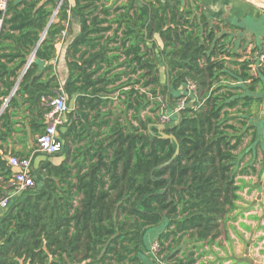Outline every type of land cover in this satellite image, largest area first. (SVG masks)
Returning <instances> with one entry per match:
<instances>
[{
    "label": "trees",
    "instance_id": "1",
    "mask_svg": "<svg viewBox=\"0 0 264 264\" xmlns=\"http://www.w3.org/2000/svg\"><path fill=\"white\" fill-rule=\"evenodd\" d=\"M59 1L9 0L0 30V198L13 189L3 145L18 132L20 111L34 113L36 137L60 89L76 102L73 155L42 161L35 188L0 213V264H163L147 236L165 223L161 253L186 237L201 249L237 209V177L258 174L240 162L263 147L264 119L254 120L264 64L254 74L255 61L233 40L239 27L210 19L200 0H64L51 22ZM72 17L81 30L62 84L53 62ZM190 82L197 96H187ZM163 113L175 141L159 132ZM193 256L172 264H195Z\"/></svg>",
    "mask_w": 264,
    "mask_h": 264
},
{
    "label": "rangeland",
    "instance_id": "2",
    "mask_svg": "<svg viewBox=\"0 0 264 264\" xmlns=\"http://www.w3.org/2000/svg\"><path fill=\"white\" fill-rule=\"evenodd\" d=\"M189 1L193 2L196 0ZM243 1L253 3V5L251 4L253 6L252 16L253 13L260 15L259 18L248 17L247 22L249 24V30L259 39V42L261 40L264 41V0H219V2H223L222 4L227 6L232 2L243 3ZM121 2V0H118L115 7L120 5ZM223 22L225 23V21ZM224 27L230 30L227 26ZM233 40L237 43L236 46L242 58L255 61L252 72L256 74L255 70L258 67H262L264 63L259 58L258 49L256 52L253 51L256 47L254 38L251 37V34L246 35L243 30L235 29L233 32ZM242 43L246 44V49H244ZM260 45L262 46V43ZM68 106L70 108L69 99ZM162 117L161 121H163ZM261 119H264V106L254 121L257 123ZM61 128L62 126L58 127L59 132H61ZM261 137L263 139V147H258L255 152H247L243 155L242 162H240L241 168L253 165L258 174L237 177L238 184L243 187L239 192L241 199L237 202V209L220 221L218 232L214 233L217 237L210 243H207V241L203 242V246L201 245L203 249L200 251V255L195 252L194 248L195 242L197 243V241L189 237H186V240L182 241L180 245L177 244L172 251L167 252L164 249L161 253L158 237L161 232H166L165 223L160 228L150 232L147 236L150 254L155 256L159 262L172 264L184 252L185 256L190 257L191 254L194 255L193 258L196 260L195 264H219L221 262V264H264V121ZM61 138H63L62 135ZM249 139L244 142L241 147L242 149L247 146ZM36 150L37 147L34 151L35 156H45L40 152H36ZM63 153H65L64 148L58 156H62ZM45 157L49 158L48 156ZM33 169L36 170V168ZM248 170L251 171L249 168ZM240 180H243L244 183H241ZM156 245L158 248L154 250ZM178 250L180 254H177ZM144 259L147 264H151L150 258H147L148 260L146 258Z\"/></svg>",
    "mask_w": 264,
    "mask_h": 264
},
{
    "label": "crops",
    "instance_id": "3",
    "mask_svg": "<svg viewBox=\"0 0 264 264\" xmlns=\"http://www.w3.org/2000/svg\"><path fill=\"white\" fill-rule=\"evenodd\" d=\"M69 1L70 4L73 5V0H69ZM222 3L223 2H219V0H201L202 7L206 15L210 19L225 21L228 24L235 25L243 29V32L246 35L251 34V37L254 38V42L256 46L253 49V51L256 52L257 47H259V45L263 43V40L259 42V39L255 37V35L252 34L248 28L249 24L247 22V18L248 17L259 18L260 16L258 13H253L252 16L251 12L253 9L252 6L253 3H250L248 1L246 2L243 1V3L232 2L228 6ZM65 26L66 29L64 31V35H61L60 41L56 44V58L53 62L55 75L58 77L59 81L62 84H64L67 81L69 76V69L67 65V60H68L67 52L69 46L74 41V39L80 34V30H81L80 21L78 18L72 17L68 22L65 23ZM242 45L244 46V49H246V44L242 43ZM69 104L71 111L67 114V116L64 117L65 123L61 128V132H59V138L63 144V148L67 149L66 146H68L70 148V152L67 154L65 151V153H63L62 156H59L58 158L56 157L46 158L45 156L37 155L34 158V162L32 165L33 168L37 169L39 164L46 159H49L55 165H60L64 160L67 159V157L73 155L76 146L73 145V141H74V136L72 135L73 131H70V133H68V129L72 127L73 121L69 117V115L74 111L76 107V102L75 100L72 101L69 100ZM32 115H34V113H31L30 111L21 110L18 117L15 118L20 123L17 126L18 132H16L13 135V138L9 139L8 142L3 145V152L5 153V155L1 152L4 158H6V160L10 154H13L19 158H23L26 157L28 154L32 155V151L34 152V148L36 144L35 141H37L38 136L34 137L32 136L31 133L29 121L31 120ZM61 135L63 138H61ZM83 144L84 143L82 142V145ZM202 249L203 248L199 250L195 249V252L199 253L200 255L201 254L200 251H202Z\"/></svg>",
    "mask_w": 264,
    "mask_h": 264
},
{
    "label": "built area",
    "instance_id": "4",
    "mask_svg": "<svg viewBox=\"0 0 264 264\" xmlns=\"http://www.w3.org/2000/svg\"><path fill=\"white\" fill-rule=\"evenodd\" d=\"M9 0H0V30L3 24L5 13L7 10ZM64 35V32H62ZM259 58L264 63V41L261 46V51L258 52ZM34 59V58H33ZM32 59V60H33ZM188 97L197 96V87L193 83L188 84ZM184 99L179 103L175 112H179L184 108ZM52 110L45 115V129L44 132L37 137V150L45 156H55L62 151L63 144L59 138L58 127L63 126L65 123L64 117L70 112L68 106V97L65 92L60 89L53 100L49 103ZM163 124L168 123L171 119V114L165 113L162 117ZM33 156L31 158H18L16 156H9L7 158L8 166L12 170V178L10 180V186L13 188L4 197L0 198V213L7 210L11 201L20 196L23 192L35 188V179L33 177ZM158 246L154 247L156 250Z\"/></svg>",
    "mask_w": 264,
    "mask_h": 264
},
{
    "label": "water",
    "instance_id": "5",
    "mask_svg": "<svg viewBox=\"0 0 264 264\" xmlns=\"http://www.w3.org/2000/svg\"><path fill=\"white\" fill-rule=\"evenodd\" d=\"M63 1H64V0H61V1L59 2L58 6H57V8H56V10H55V13H54V15H53V18H52V20H51V22L54 20L55 16L57 15L58 10H59L60 6L62 5ZM33 58H34V54L32 55L30 61H32ZM12 95H13V94H12ZM1 113H2V111H1ZM1 113H0V115H1ZM158 129H159V132H160V134H161V136H162L163 138H165V139H170V140H172V141H175V137H174V136H172V135H166V134L164 133V131H165V129H166V127H165L164 124H160V125H158ZM178 154H179V149H177L176 154L173 156V158H172L169 162H167L166 164L160 166L159 168H164V167H166V166H169V165L171 164V162L174 161V159L176 158V156H177Z\"/></svg>",
    "mask_w": 264,
    "mask_h": 264
}]
</instances>
